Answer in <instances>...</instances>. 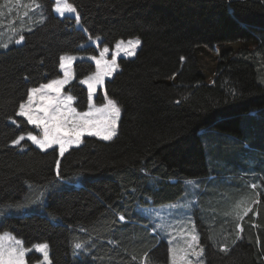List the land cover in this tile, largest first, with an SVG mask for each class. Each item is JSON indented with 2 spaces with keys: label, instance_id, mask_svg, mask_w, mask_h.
Here are the masks:
<instances>
[{
  "label": "trees",
  "instance_id": "obj_1",
  "mask_svg": "<svg viewBox=\"0 0 264 264\" xmlns=\"http://www.w3.org/2000/svg\"><path fill=\"white\" fill-rule=\"evenodd\" d=\"M34 1L42 22L15 30L0 0V232L26 248L47 243L51 264H167L169 246L141 209L177 201L186 180L233 174L228 195L207 197L196 216L205 264H264V193L239 240L235 221H222L251 191V173L264 188V0H67L79 23L56 16L53 0ZM97 37L110 48L141 39L105 83L122 109L118 135L84 137L63 156L27 140L14 146L42 134L18 115L30 90L61 76L63 55H97L82 48ZM73 70L65 92L82 111L81 80L95 66Z\"/></svg>",
  "mask_w": 264,
  "mask_h": 264
},
{
  "label": "rangeland",
  "instance_id": "obj_2",
  "mask_svg": "<svg viewBox=\"0 0 264 264\" xmlns=\"http://www.w3.org/2000/svg\"><path fill=\"white\" fill-rule=\"evenodd\" d=\"M5 1H6L5 5L1 10H3L4 12H9V13L11 12L14 14L13 21H11V22L9 21L8 22L9 24H6L7 27H12L15 25L16 26V27H14L15 30H17L19 27H21V29H23V30H29L32 27H34L37 23L42 22V20L44 18L42 8L40 6L37 7L38 4H36V2L34 0H5ZM53 1L55 2V6L53 8V11H54L56 16L63 18L66 16L75 17L77 15V11H76V13L65 12V14L63 16H61L55 10L56 6H57L56 0H53ZM17 26H19V27L17 28ZM78 26L80 27V24H78ZM136 39L140 40V44L138 46H136L134 49L135 55H131V56L126 55L125 52L123 51V47L127 46V41L136 40ZM102 40H103L102 37H97V38H93V39L90 38L89 42H87L86 44H84L82 46V48L88 47L90 45L94 46L97 50V55H94V56L72 55V54L63 55L62 57H65V56L76 57V59L73 60L71 63V74L68 77H65L64 69L60 68L61 76L59 78L53 79V80H65V79L67 80V82L64 83L60 89V95L61 96H68V95L72 96L74 98L72 101V106L74 108H76V110L78 112L88 111L90 104H94L96 107H101L103 104L107 103V99H112L108 95L105 97V93H106L105 92V83H106V81L108 79H112L114 77V75L118 71H120L119 59L120 58H134L136 56L137 51L139 50V48L141 46V39L139 37H133V38H130L126 41L123 40L125 42V44L122 45L121 50H119V52L117 54V51H118L116 49L117 44L114 46V48H110L108 46L102 47L101 46ZM105 47H107L109 49V52L105 54L104 59L109 61V62H111L113 59H115L117 67H116L115 71H113L110 76H105L103 84L97 85L95 91L92 93L91 98H89V92H88L87 84L82 83V81L87 80L89 76H92L95 74L96 63H95V60L92 59V57L99 58L100 52H102ZM82 60H87V61L92 62L95 66V70H94V72L87 75L85 78H83L81 80V84L86 88V90L88 92V104H87L88 106H87V109L80 111L75 105L76 98L73 95H71L70 93L65 92V89L70 83H72L75 80V73L73 70L74 63L77 61H82ZM61 63H63V61H61ZM50 82L51 81H49L48 83H50ZM53 95H55V93H53ZM112 100H114V99H112ZM33 101H34L33 107H38L39 103H40L38 96L34 97ZM26 102H27V100L24 103H26ZM116 103H117V101H116ZM117 105L120 108V116H119V119L117 120V124H116V135L113 136L112 139H114L119 133V124H120V118H121V114H122V109H121L120 105L118 103H117ZM21 117H23V116H21ZM23 118H25L27 120L26 117H23ZM31 125L36 126L33 124H31ZM40 133H42L41 130H40ZM29 134L37 135L35 133H28V134L22 135L25 137V139L22 140L20 142V144L23 141L27 140V141L31 142L34 146L39 148L38 145L34 144L31 140H29L27 138ZM37 136L38 137L42 136V134H39ZM87 136H93V135H89L87 132L83 133L81 138H80V142L78 144L74 143V144L69 145L66 148L64 154L67 151H69L71 148L80 146L83 138L87 137ZM93 137L104 140L98 136H93ZM104 141H110V140H104ZM13 145L17 146L19 144L13 143ZM54 148L57 149L59 152V146H56V145H54L52 148H49L47 150L54 149ZM39 149H41V148H39ZM41 150L47 151L44 149H41ZM233 177H234V175L232 174V176H228V178L224 177L222 179L209 181V182H204V181H201L199 179L186 180L185 181V193L177 201H175L173 203L163 204V205H153V206L145 207V208L141 209L142 214L145 215L150 220V222L152 223L154 231L160 236L161 239L166 241L168 246H169L168 247V253H169L168 254V263L167 264H172V256H173L172 250L173 249L176 250L177 254H180L181 250H185L188 254L187 259L190 260L192 262V264H205V250H204L203 246L200 244V233H199L197 225H196V216H198L200 214L199 210L202 209L201 207L203 206V202H205V199L207 197L209 198L212 195L217 196L218 194H221V195L227 194L228 195L229 189L226 188V186L229 183L232 184ZM248 180L250 182H252L251 187H250L251 191H249L248 193H245V194H241L239 196V198L236 199L235 202L232 204V208L229 207L230 209L227 210L226 213L222 212V217H223L222 221L223 220L224 221L234 220L236 223L235 224L236 229H234L236 232L235 240H239L241 237L242 227L240 225V222L242 221V219L247 214H249V212L252 210V208L256 204L257 199L260 197V195L262 193H264V188L262 189L260 187L261 183H260V180L258 179L256 174L251 173V175L248 177ZM261 191H262V193H261ZM204 196H205V198L202 199ZM216 213L218 214V212H216ZM8 214H10V213H8ZM256 216H257V214H255V217ZM218 219H219L218 217H215L212 220L214 223H217ZM224 227H226L225 230L221 231L219 234L221 237H223V236L229 237V235L234 230L227 229L228 228L227 225H224ZM5 233H8L12 237H14V235L8 231L0 232V235H3ZM193 236L198 238V243L196 241H193V239H192ZM14 238H15V240L22 241L19 238H16V237H14ZM6 243L12 244L13 241L9 240V241H6ZM42 244H47V243H42ZM42 244H36V245H42ZM189 244L194 245L195 251L197 253H199V255H193L192 254L193 249L188 248ZM34 246L31 248H26L24 246L23 241H22V247L24 249L28 250L25 252V264H51L49 245L47 248V252H48V260L47 261L44 260L43 253L38 251ZM224 247L227 249V246H224ZM200 249H203V251L201 252ZM33 253L36 255L38 261H34V262L29 261L30 259H28V258L30 255L32 256Z\"/></svg>",
  "mask_w": 264,
  "mask_h": 264
},
{
  "label": "snow or ice",
  "instance_id": "obj_3",
  "mask_svg": "<svg viewBox=\"0 0 264 264\" xmlns=\"http://www.w3.org/2000/svg\"><path fill=\"white\" fill-rule=\"evenodd\" d=\"M56 12L61 16L67 13H76V8L67 2V0H56ZM39 7V5H37ZM77 23H79L78 14L75 16ZM24 39L23 35L20 40ZM124 41H120L116 45L117 54L121 50ZM140 44V40H129L127 46L123 47L126 55H135V47ZM109 49L105 47L100 52L99 58L92 57L96 63V72L89 76L87 80L82 83L87 84L89 98L95 91L97 85H102L105 76H110L115 71L117 65L115 59L111 62L104 59L105 54ZM61 68L64 69L65 77L71 74V63L76 57L65 56L61 58ZM67 80H52L50 83L42 84L39 88H32L26 103L19 105L18 115L26 117L27 122L36 125L42 132V136L28 135V139L39 148L47 150L54 145L59 146V153L63 156L66 148L71 144H78L83 133L87 132L89 135L101 137L104 140H111L116 135V124L120 116V108L115 100L107 99V103L101 107H96L94 104L89 105L86 112H78L72 106L73 97L61 96L60 89ZM52 93H55L53 95ZM38 96L39 106L33 107V98ZM107 94L105 93V97ZM24 136H20L14 143L20 144L24 140ZM246 214V213H245ZM123 220V217H120ZM193 241L198 243V238L193 236ZM13 241L12 244L6 241ZM38 251L43 253L44 260H48L47 244L35 245ZM75 247L80 249L81 244H76ZM188 248L193 249V255H199L195 251L194 245L189 244ZM226 251V249H222ZM28 251L22 247V241L15 240L10 234L5 233L0 235V264H25V252ZM202 252L203 249H200ZM172 264H192L187 259V252L181 250L180 254L176 250H172Z\"/></svg>",
  "mask_w": 264,
  "mask_h": 264
},
{
  "label": "crops",
  "instance_id": "obj_4",
  "mask_svg": "<svg viewBox=\"0 0 264 264\" xmlns=\"http://www.w3.org/2000/svg\"><path fill=\"white\" fill-rule=\"evenodd\" d=\"M61 61H62V59H61ZM53 94V93H52Z\"/></svg>",
  "mask_w": 264,
  "mask_h": 264
}]
</instances>
